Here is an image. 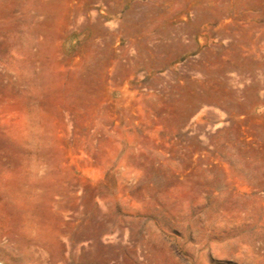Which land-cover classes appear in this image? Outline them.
<instances>
[{
	"label": "rangeland",
	"instance_id": "rangeland-1",
	"mask_svg": "<svg viewBox=\"0 0 264 264\" xmlns=\"http://www.w3.org/2000/svg\"><path fill=\"white\" fill-rule=\"evenodd\" d=\"M207 1L142 6L128 74L138 50L87 39L84 0H0V264H264V133L214 108Z\"/></svg>",
	"mask_w": 264,
	"mask_h": 264
},
{
	"label": "crops",
	"instance_id": "crops-1",
	"mask_svg": "<svg viewBox=\"0 0 264 264\" xmlns=\"http://www.w3.org/2000/svg\"><path fill=\"white\" fill-rule=\"evenodd\" d=\"M94 1L101 2L100 11L93 10ZM167 1L148 0L142 4V0H84L85 10L88 11L87 22H90V25L86 26V38L107 40V43L112 39L126 40L128 47L138 50L130 59L131 64L134 58L140 55L141 39L151 37V34H146L149 30L142 25L141 7L154 8L155 14L156 7ZM207 2L210 4L202 5L207 9H214L216 6H222L224 9V14L218 17L196 20L194 16L192 20L198 32L200 25L204 24L201 28L203 37L197 44L198 54L209 53L205 50V45L212 42V53L219 56L218 76L221 81L216 101L213 103L214 108L229 119L240 120V127L244 126L245 134L264 133V14H236L237 6L253 7L264 3V0L248 1L243 5L238 4L237 0H229L220 5L215 4L213 0ZM98 16L102 18L101 23ZM104 20L117 21L119 29L113 31L112 27L105 28ZM188 23L189 18H185L180 27L179 35L184 39L188 38L190 31L194 32V28L189 27ZM172 29L171 25L165 24L154 33V37L161 40L155 47L163 54L165 64L172 59V39L177 36ZM161 30L169 31L168 34H163ZM184 50H188V47L180 52ZM227 62L231 64L229 69L226 67ZM136 67L131 64L125 69L126 73L134 72ZM145 68L150 70V66ZM226 72L230 74L228 84L225 82ZM125 80L129 81L127 78ZM185 85L188 88V82ZM234 124L236 128L237 122Z\"/></svg>",
	"mask_w": 264,
	"mask_h": 264
}]
</instances>
